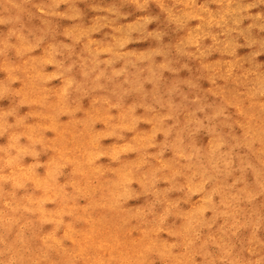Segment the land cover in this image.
<instances>
[{"label": "rangeland", "instance_id": "1", "mask_svg": "<svg viewBox=\"0 0 264 264\" xmlns=\"http://www.w3.org/2000/svg\"><path fill=\"white\" fill-rule=\"evenodd\" d=\"M0 264H264V0H0Z\"/></svg>", "mask_w": 264, "mask_h": 264}, {"label": "bare ground", "instance_id": "2", "mask_svg": "<svg viewBox=\"0 0 264 264\" xmlns=\"http://www.w3.org/2000/svg\"><path fill=\"white\" fill-rule=\"evenodd\" d=\"M154 74V73H153ZM81 86V85H80ZM83 86V85H82ZM76 87H77V85H76ZM74 88H75V86H74ZM115 89H116V87H115ZM70 90V89H69ZM75 97H77V96H75ZM44 109V108H43ZM42 109V110H43ZM218 154V153H217ZM206 155V154H205ZM208 155V154H207ZM194 156V155H193ZM192 156V157H193ZM204 156V155H203ZM208 157V156H207ZM213 157H216V156H213ZM220 160V159H219ZM207 161V160H206ZM200 162V161H199ZM221 162V161H220ZM205 163V162H204ZM209 163V162H208ZM217 163H218V161H217ZM196 164V163H195ZM206 167H207V169H209L208 168V166L207 165H205ZM214 166V165H213ZM205 167V168H206ZM209 171H210V169H209ZM215 174H217V173H215ZM255 176V175H254ZM199 177V176H198ZM200 178V177H199ZM220 179H222V178H220ZM227 179H229V178H227ZM220 181V180H219ZM256 181V180H255ZM225 182H226V180H225ZM221 187V186H220ZM232 187V186H231ZM227 188V187H226ZM238 189V188H237ZM256 189H257V187H256ZM230 190V189H229ZM232 190V189H231ZM236 190V189H235ZM223 191V190H222ZM237 191V190H236ZM238 191H239V189H238ZM224 193V192H223ZM232 196V195H231ZM236 196H238V195H236ZM215 197V196H214ZM217 198H218V196H217ZM238 198V197H237ZM213 199V198H212ZM229 199V198H228ZM69 200V199H68ZM219 200V199H218ZM232 200H234V199H232ZM212 201V200H211ZM237 201H238V199H237ZM244 201V200H243ZM251 201V200H250ZM250 201H248L249 203H250ZM211 203H213V202H211ZM219 203V202H218ZM231 203V202H230ZM241 203V202H240ZM220 205V204H219ZM233 207V206H232ZM242 207V206H241ZM225 208V207H224ZM239 208V207H238ZM224 210V209H223ZM227 211V210H226ZM232 211V210H231ZM253 211V210H252ZM250 214V213H249ZM241 215H242V213H241ZM246 215V214H245ZM229 216V215H228ZM235 220V219H234ZM194 223V222H193ZM179 229V228H178ZM44 250V249H43Z\"/></svg>", "mask_w": 264, "mask_h": 264}]
</instances>
